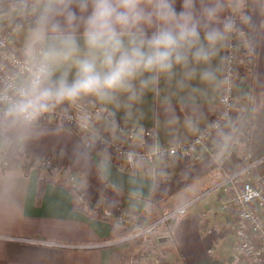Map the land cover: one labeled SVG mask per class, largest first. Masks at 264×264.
Returning a JSON list of instances; mask_svg holds the SVG:
<instances>
[{
  "label": "crops",
  "instance_id": "obj_1",
  "mask_svg": "<svg viewBox=\"0 0 264 264\" xmlns=\"http://www.w3.org/2000/svg\"><path fill=\"white\" fill-rule=\"evenodd\" d=\"M13 25L10 21L4 30ZM242 46L234 117L214 141L224 147L233 141L224 159L223 152L199 147L185 157L132 169L108 148H89L76 133L51 121L41 123L45 134L39 139L0 143V264H153L147 257L155 252L163 264H249L234 257L236 217L222 206L224 192L216 187L240 166L246 148L258 160L253 175L264 176V28L258 43ZM221 58L225 48L213 61L223 79ZM191 83L200 91H181L162 80L158 95L146 93L131 109L85 100L120 122L155 130L156 142L169 144L192 138L220 110L223 86ZM241 120L247 143L234 140ZM42 180L44 192L37 201ZM186 203L185 215L146 240L112 244L127 237L131 226L101 217L109 210L148 224Z\"/></svg>",
  "mask_w": 264,
  "mask_h": 264
},
{
  "label": "clouds",
  "instance_id": "obj_2",
  "mask_svg": "<svg viewBox=\"0 0 264 264\" xmlns=\"http://www.w3.org/2000/svg\"><path fill=\"white\" fill-rule=\"evenodd\" d=\"M7 14L21 39L0 40V143L39 139L46 115L85 99L131 109L162 80L226 86L213 61L264 28V0H0Z\"/></svg>",
  "mask_w": 264,
  "mask_h": 264
},
{
  "label": "built area",
  "instance_id": "obj_3",
  "mask_svg": "<svg viewBox=\"0 0 264 264\" xmlns=\"http://www.w3.org/2000/svg\"><path fill=\"white\" fill-rule=\"evenodd\" d=\"M17 35L13 28L0 34V40L14 42ZM243 51L240 34L234 35L225 48L223 78L227 76L230 83L222 87L220 110L210 123L198 131L192 138L182 139L169 144L156 142V131L139 128L132 123L120 122L117 117L104 110L100 105L88 100L79 102L67 109L58 108L46 115L41 123L51 121L53 124L73 131L84 140L89 148H108L117 158L126 162L132 169L138 164L149 167L156 161H170L176 157L193 154L199 147L210 149L219 131L231 127L237 104V71L238 56ZM141 136L143 142L138 144ZM258 160L248 148L242 154L238 168L228 173L223 181L216 186L224 192L222 206L233 210L236 221L234 224L237 244L234 251L235 259L244 258L249 264H264V176H254L253 169ZM41 165L54 167L52 163L40 162ZM188 203L167 211L160 219L142 224L130 215L103 211L105 218L113 219L120 224L131 226V232L123 239L112 244H121L131 239L146 240L156 229L171 224L187 213ZM169 237H172L170 234ZM108 244V243H107ZM153 264H163L160 252L153 253Z\"/></svg>",
  "mask_w": 264,
  "mask_h": 264
},
{
  "label": "trees",
  "instance_id": "obj_4",
  "mask_svg": "<svg viewBox=\"0 0 264 264\" xmlns=\"http://www.w3.org/2000/svg\"><path fill=\"white\" fill-rule=\"evenodd\" d=\"M252 33L249 32L248 29H245V39L244 41H242V44H250L251 43V37H252ZM242 120L237 122L235 124V127H234V140H237L238 142L240 143H247V131H242L241 130V126H242ZM233 143V141L227 145L226 147H224V143L220 140L216 141L213 145H212V149H213V152L214 153H219V152H223L222 153V158H226L227 156H229L230 154V146L231 144ZM26 163H24L25 165ZM44 180H42L40 182V188L38 190V195H37V201H40L42 195H43V192H44ZM100 214V213H99ZM102 218H105L103 216H101Z\"/></svg>",
  "mask_w": 264,
  "mask_h": 264
},
{
  "label": "rangeland",
  "instance_id": "obj_5",
  "mask_svg": "<svg viewBox=\"0 0 264 264\" xmlns=\"http://www.w3.org/2000/svg\"><path fill=\"white\" fill-rule=\"evenodd\" d=\"M10 21L13 22L14 25H15L16 22H18V21L16 20V18H15L13 15H11V14H7V15H2V16H0V34H1L3 31L7 30V29L14 28V25H13V26H11L10 28H7V29L4 30L5 26H7V25L9 24ZM2 30H3V31H2ZM15 39H16V38H15ZM15 39H14V41H15ZM69 131H70V130H69Z\"/></svg>",
  "mask_w": 264,
  "mask_h": 264
}]
</instances>
